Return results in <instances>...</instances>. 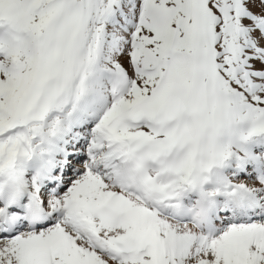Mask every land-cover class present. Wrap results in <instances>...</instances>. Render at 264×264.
<instances>
[{
	"label": "snow or ice",
	"instance_id": "snow-or-ice-1",
	"mask_svg": "<svg viewBox=\"0 0 264 264\" xmlns=\"http://www.w3.org/2000/svg\"><path fill=\"white\" fill-rule=\"evenodd\" d=\"M0 264H264V0H0Z\"/></svg>",
	"mask_w": 264,
	"mask_h": 264
}]
</instances>
